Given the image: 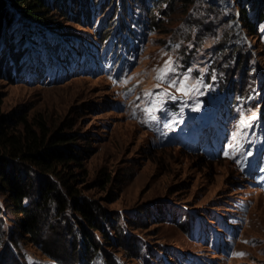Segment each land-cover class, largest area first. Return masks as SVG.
Listing matches in <instances>:
<instances>
[{
    "label": "rangeland",
    "instance_id": "1",
    "mask_svg": "<svg viewBox=\"0 0 264 264\" xmlns=\"http://www.w3.org/2000/svg\"><path fill=\"white\" fill-rule=\"evenodd\" d=\"M67 4L43 32L21 24L1 42L0 111L88 140L77 142L88 152L79 189L115 219L90 264H264V189L249 166L264 152V0H76L71 14ZM118 24L131 30L122 46ZM166 61L170 77L192 69L188 95L155 79ZM0 216V264H57L13 237L15 255L1 197Z\"/></svg>",
    "mask_w": 264,
    "mask_h": 264
},
{
    "label": "trees",
    "instance_id": "2",
    "mask_svg": "<svg viewBox=\"0 0 264 264\" xmlns=\"http://www.w3.org/2000/svg\"><path fill=\"white\" fill-rule=\"evenodd\" d=\"M75 2L76 0H0V46L1 42L9 46L14 32L23 33L21 24L43 32L50 27L51 14L62 11V6L66 3L70 13L71 3ZM148 7L145 5L146 11H149ZM81 13L82 18H88L90 11L83 8ZM263 16L264 11L259 12L257 18L261 19ZM239 20L247 31H254V24L243 9ZM112 27L114 28L110 31L115 35L110 36L120 35V44H124L121 35L125 31L130 32V26L118 24ZM106 34L104 32V38ZM226 82L225 88L229 84L228 79ZM81 140L88 141L73 132H46L43 124L34 128L24 115L9 117L3 116L0 111V197L15 214L16 219L10 232L15 255L20 254V248L13 237L36 245L57 264H73L75 260L72 258H77L76 262L90 264L101 252L96 233L105 244H109V231L106 229L113 228L115 219L79 189V185L84 183L83 163L88 154L77 145ZM52 209L57 211V225H49L47 228L53 231L49 233L53 238H43L40 230L45 226L50 213H53ZM67 209L71 211L73 223L70 219L62 221V215ZM2 224L0 216V225ZM67 235L72 237L71 241L56 243L58 237H68ZM3 241L0 236V249L4 247ZM14 254L11 250L8 252L12 259Z\"/></svg>",
    "mask_w": 264,
    "mask_h": 264
},
{
    "label": "snow or ice",
    "instance_id": "3",
    "mask_svg": "<svg viewBox=\"0 0 264 264\" xmlns=\"http://www.w3.org/2000/svg\"><path fill=\"white\" fill-rule=\"evenodd\" d=\"M176 69L172 66L170 61H166L164 66L160 69H157V75L155 79L159 82H164L167 80L168 87L169 88H175L176 92L181 93L182 95H188L189 91L191 90L194 85H189L188 81L190 79L189 73H191L192 69L189 68L186 73L183 74L182 77H170L169 73H175ZM127 81H125L126 83ZM160 84H157V87H159ZM146 95H152V93H146ZM159 95H168L170 99L175 100L177 99L176 96L171 95L167 89H164L163 93H160ZM198 110V108H197ZM155 119V117H153ZM241 126H246V121L241 120L240 121ZM237 255H243V253H237Z\"/></svg>",
    "mask_w": 264,
    "mask_h": 264
}]
</instances>
